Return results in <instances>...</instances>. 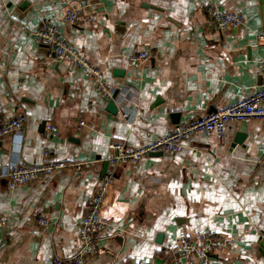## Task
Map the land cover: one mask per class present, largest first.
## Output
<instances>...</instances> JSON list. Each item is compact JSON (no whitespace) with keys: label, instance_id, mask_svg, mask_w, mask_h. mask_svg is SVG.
<instances>
[{"label":"crops","instance_id":"obj_1","mask_svg":"<svg viewBox=\"0 0 264 264\" xmlns=\"http://www.w3.org/2000/svg\"><path fill=\"white\" fill-rule=\"evenodd\" d=\"M70 7L93 20L65 23ZM208 7L240 14L244 26L218 29ZM42 23L56 24L59 37L105 73L116 113L92 80L47 58L32 33ZM262 34L264 0H0V121L25 117L22 136L0 138V166L38 162L44 149L50 162L92 163L14 189L0 175V264H51L75 252L107 173L104 239L84 264H177L166 245L199 231L231 242L208 264H264L263 123H230L222 141L196 134L176 154L135 165L106 162L112 143L143 146L259 88ZM141 51L149 59L130 67L128 57Z\"/></svg>","mask_w":264,"mask_h":264},{"label":"built area","instance_id":"obj_2","mask_svg":"<svg viewBox=\"0 0 264 264\" xmlns=\"http://www.w3.org/2000/svg\"><path fill=\"white\" fill-rule=\"evenodd\" d=\"M210 21L220 30L225 28L238 29L244 26V19L240 14L224 12L215 7L206 9ZM67 24L91 22L93 18L87 15L82 8L70 7L63 15ZM36 42L42 44L48 59L55 62L71 64L84 77L95 84L97 95L107 102L112 98L113 88L107 84L105 73L93 66L86 58L82 49L74 47L59 37L56 24L42 23L33 29ZM256 44L264 48V34L256 37ZM149 59V54L141 51L130 55L127 59L132 68L140 67ZM262 80L259 88L253 89L249 96L241 98L228 106L200 118L189 119L174 127L165 136L159 137L143 146L133 147L122 143H112L108 146L109 155L106 162L111 166L123 164L135 165L143 158L153 154L174 155L181 149V142L194 137L196 134L213 136L222 141L225 137L226 126L230 123H244L256 120L264 124V51L260 61ZM124 119L126 113H122ZM25 117L18 116L6 121H0V138L5 135L22 136L24 133ZM83 122H78V128ZM49 133L57 130L52 125H47ZM264 161V143L260 146ZM49 150L44 149L38 162L24 164L22 162H6L0 166V175L8 181V188L14 189L30 182H35L42 177L50 176L54 172L71 168L77 173L88 169L91 162H77L66 164L61 161H48ZM112 182V175L105 174L94 190L89 200V208L78 227L79 246L70 256H54L51 264H84L85 257L92 253L97 244L104 239L103 231L107 221L102 218L101 210L104 205L106 193ZM46 227L48 220L40 218L37 222ZM6 225V218L0 217V226ZM230 240L207 231L183 234L173 238L166 245V249L176 257L177 264H208L211 256L217 254L230 245Z\"/></svg>","mask_w":264,"mask_h":264},{"label":"water","instance_id":"obj_3","mask_svg":"<svg viewBox=\"0 0 264 264\" xmlns=\"http://www.w3.org/2000/svg\"><path fill=\"white\" fill-rule=\"evenodd\" d=\"M116 96V91L113 92L112 98L110 100L107 101V109L110 113H116L117 112V107L114 103V98ZM153 155H161L160 153L158 154H153ZM107 166V163H105V167ZM261 246L264 247V233L262 234L261 237Z\"/></svg>","mask_w":264,"mask_h":264}]
</instances>
